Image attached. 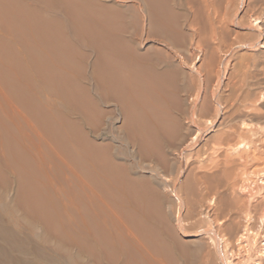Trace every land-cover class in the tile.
<instances>
[{"label":"bare ground","instance_id":"1","mask_svg":"<svg viewBox=\"0 0 264 264\" xmlns=\"http://www.w3.org/2000/svg\"><path fill=\"white\" fill-rule=\"evenodd\" d=\"M236 46L264 84V0H0V264H264V138L215 122Z\"/></svg>","mask_w":264,"mask_h":264},{"label":"rangeland","instance_id":"2","mask_svg":"<svg viewBox=\"0 0 264 264\" xmlns=\"http://www.w3.org/2000/svg\"><path fill=\"white\" fill-rule=\"evenodd\" d=\"M130 3H133V1H128V2H124L123 4H130ZM235 23V22H234ZM155 45H159L158 43H154ZM244 50V51H243ZM233 53L231 54V56H230V54L227 56V60L229 61V63L231 64H229V63H227V66H228V68H226V70H225V72L226 73H224V75H222V76H224L223 78L224 79H222V76L220 77V79H219V84H218V86H216L217 84H215V85H213V89L217 92V93H221L220 95L222 96V98H223V100H224V102H223V104L221 105V110H220V112L218 113V115L216 116V120H215V122H216V124H218L219 122H220V120L222 119V117H224V116H227L229 113H231L232 112V114H233V117L235 118V119H237V121L238 122H240V121H242V127H240V130L242 131V130H244V133H246L245 131H247V132H249V127H252V128H250V129H253V130H255V131H257L258 129L259 130H261L259 133H258V135H260L259 137H263L264 138V130H262V129H264V128H262L263 126H264V96L262 95V94H264V92H262V94H260V92L261 91H264V84L263 83H261L262 81H261V79H259L258 80V78L256 79L258 82L257 83H259V84H261V86L259 85V84H254L253 86H249V83L251 82L249 79H248V77H249V74H245V72H244V69H245V66H248V65H252V63H258V61H259V63L262 61V57H260L261 55L259 54V46H257V47H252V48H250V47H246V48H240L239 46H236L235 47V49H233V51H232ZM258 52V53H257ZM252 53H254V55L252 54ZM255 53L257 54V55H255ZM196 54V53H195ZM241 54V55H240ZM251 54V55H250ZM259 54V55H258ZM246 55H248V56H246ZM253 55V56H252ZM233 56V57H232ZM250 56H252V58H248V57H250ZM257 56H259V57H257ZM255 57V58H254ZM259 58H261V59H259ZM249 59V60H248ZM244 61V64H245V62H246V60H247V62L246 63H249V61H251L252 60V62H250L249 64H245L244 65V69L242 70L241 68H243V63H241V62H243ZM257 60V61H256ZM193 61V62H192ZM192 61H190L188 64H184L183 66H182V70H183V68H184V70L183 71H185V72H190V73H194L193 71V68H196L197 67V65L199 64V60H198V57H197V59H193ZM238 61H239V63H238ZM239 65H238V64ZM229 64V65H228ZM234 65H237V67L236 66H234ZM241 65H242V67H241ZM240 67V68H239ZM239 69H241V70H239ZM237 70L238 71H241L240 73H242V75H241V77L240 76H238V74H237ZM236 72V73H235ZM240 75V74H239ZM247 77L246 79H245V76ZM258 75V74H257ZM257 75H256V77H257ZM263 77L264 78V75H258V77L260 78V77ZM237 77V78H236ZM241 78V79H238V78ZM263 78H262V80H263ZM248 79V80H247ZM223 80V81H222ZM241 80V83L239 82ZM245 80V81H244ZM235 83H234V82ZM238 81V82H237ZM237 84V85H236ZM262 84H263V86H262ZM233 85H234V87L235 88H233ZM246 85V86H245ZM257 86V87H255V88H257V91H256V89L254 88V86ZM214 86H215V88H214ZM238 86V87H237ZM239 86H241V88H243V89H241ZM217 87V88H216ZM239 88V89H238ZM244 88H245V90H244ZM241 89V90H240ZM260 89V90H259ZM245 91V93H243V91ZM247 90H248V92H247ZM251 91V92H250ZM255 91V92H254ZM234 92V96L233 95H231L232 93ZM242 92V93H241ZM254 92V93H253ZM249 93H252L253 94V96H252V94H249ZM258 93V94H257ZM240 94V95H239ZM246 94H249V97L248 98H245L244 99V96L246 95ZM257 94V95H256ZM263 97H261V98H258V97H260V95ZM226 95V96H225ZM239 95V96H238ZM252 96V97H251ZM226 97H228V99H226ZM236 97V98H235ZM238 97V98H237ZM234 98V99H233ZM255 100H254V99ZM229 99H230V101H229ZM236 99V100H235ZM247 99L248 100H251V103L249 102V104H248V102H246L247 101ZM260 100V102L258 101V100ZM244 102H246V103H243V101ZM262 100V101H261ZM228 101V102H227ZM233 102V104H228V103H232ZM240 102V103H239ZM224 103H226V104H224ZM236 103V104H235ZM241 107H243L244 105L246 106V108L245 107H243V108H239L240 106ZM253 104V105H252ZM229 106V108H225L226 106ZM235 105L237 106V107H235ZM252 106V107H250V106ZM227 106V107H228ZM239 106V107H238ZM238 110V112H236V109ZM245 108V109H244ZM252 108H254L255 109V111L254 112H256V113H254L253 112V110L254 109H252ZM223 109H224V113H223V115H222V117H221V114H222V111H223ZM240 109V110H239ZM242 109V110H241ZM251 109V110H250ZM229 112H228V111ZM235 113H234V112ZM249 112H252V113H249ZM214 113V112H213ZM258 113H260V115L258 116ZM220 114V115H219ZM234 114H236V115H234ZM241 114H243V115H241ZM257 114V115H256ZM238 116H239V118H238ZM252 116H254L253 118H252ZM190 117V116H189ZM195 117V116H194ZM210 117H211V115H210ZM219 117V118H218ZM221 117V118H220ZM241 117H243V118H241ZM255 118V119H254ZM220 119V120H219ZM238 119H240V120H238ZM243 119V120H242ZM260 119V120H259ZM218 120V121H217ZM250 120V121H249ZM251 120H253V122L251 121ZM259 120V121H258ZM256 121H257V123H256ZM232 122V123H231ZM233 122L235 123V120L234 121H230V123L229 124H233ZM238 122H236V124H238ZM189 123V122H188ZM253 123V124H252ZM249 124V125H248ZM256 124V125H255ZM228 125V124H227ZM258 127V128H256V127ZM248 127V128H247ZM220 128H221V126H220ZM224 128H227V126H225ZM224 128L222 129V130H224ZM241 128H243V129H241ZM245 128H247V129H245ZM261 128V129H260ZM222 130H220V131H222ZM210 132V133H209ZM263 133V135H262V133ZM211 133H214V131H208V135H210ZM216 133V132H215ZM243 133V132H242ZM250 133V132H249ZM248 133H246L245 135H247ZM207 136V135H206ZM248 136V135H247ZM108 137H111V135H108ZM248 138V137H247ZM246 138V139H247ZM214 139V138H213ZM212 139V140H213ZM238 139H244V138H240V137H238L237 139H235V141L237 142V141H240V140H238ZM211 140V141H212ZM215 140V141H214ZM213 141H212V143H211V141H210V143H209V145L208 146H204V151L208 154V152L209 153H211V155L210 154H206L207 155V157L209 156V158L210 159H212V161L213 162H215V160H217L216 162H220L219 164L220 165H222V163L225 161L224 159H230V158H228V157H231V155L234 153V151H233V146H234V144H233V142L235 143V141H233V140H231V142L229 143V144H227V145H221V146H219L218 145V143H217V141L218 140H216V139H214ZM203 142H204V140H202ZM202 143V142H201ZM217 146V147H216ZM209 147V148H208ZM216 147V148H215ZM219 147V148H218ZM214 150H213V149ZM264 148V147H263ZM260 150V149H259ZM258 151V150H257ZM263 151H264V149H263ZM228 155V157H226ZM262 155V156H261ZM260 155V157H259V160H257V161H255L253 164H252V166H250V170L251 169H254V167L256 168V169H258V168H261V166L262 167H264V161H262L261 159H263L264 160V154H261ZM216 157V158H215ZM258 159V158H257ZM221 160L223 161V162H221ZM227 165H229L228 164V162L226 163Z\"/></svg>","mask_w":264,"mask_h":264}]
</instances>
